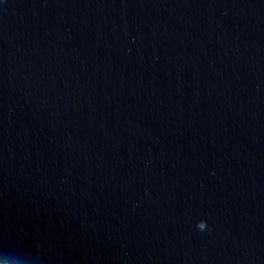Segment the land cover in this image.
I'll list each match as a JSON object with an SVG mask.
<instances>
[{"label":"water","instance_id":"obj_1","mask_svg":"<svg viewBox=\"0 0 264 264\" xmlns=\"http://www.w3.org/2000/svg\"><path fill=\"white\" fill-rule=\"evenodd\" d=\"M264 264V0H0V254Z\"/></svg>","mask_w":264,"mask_h":264},{"label":"clouds","instance_id":"obj_2","mask_svg":"<svg viewBox=\"0 0 264 264\" xmlns=\"http://www.w3.org/2000/svg\"><path fill=\"white\" fill-rule=\"evenodd\" d=\"M0 264H30V261L20 254L4 253L0 254Z\"/></svg>","mask_w":264,"mask_h":264}]
</instances>
